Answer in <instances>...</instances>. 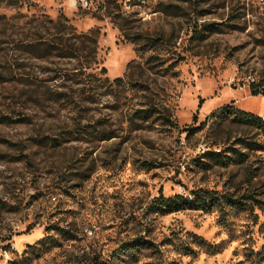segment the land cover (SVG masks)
<instances>
[{
  "label": "rangeland",
  "instance_id": "374dc122",
  "mask_svg": "<svg viewBox=\"0 0 264 264\" xmlns=\"http://www.w3.org/2000/svg\"><path fill=\"white\" fill-rule=\"evenodd\" d=\"M13 2L0 264H264V0Z\"/></svg>",
  "mask_w": 264,
  "mask_h": 264
},
{
  "label": "trees",
  "instance_id": "16d2710c",
  "mask_svg": "<svg viewBox=\"0 0 264 264\" xmlns=\"http://www.w3.org/2000/svg\"><path fill=\"white\" fill-rule=\"evenodd\" d=\"M11 3L14 4L13 0H10ZM254 88H252L251 94L256 96V95H264V87L262 86V82L259 84H256L255 82L253 83ZM261 90V92H260ZM226 109H230L229 107H226ZM238 113L240 115H242L243 117L247 118L248 121H257L259 123H261L263 120L262 118L252 114V113H247L243 110H238ZM219 155V154H218ZM181 204H188V205H192V206H202V207H206V200L204 198L203 195H198L195 198H185L182 195H177L175 197L172 198H165L163 196H160L157 199V209H161V210H166V209H170L174 206L177 205H181ZM236 204V203H234ZM42 241V240H41ZM41 241H39L38 243H40ZM102 264V263H99Z\"/></svg>",
  "mask_w": 264,
  "mask_h": 264
},
{
  "label": "crops",
  "instance_id": "0c3cea01",
  "mask_svg": "<svg viewBox=\"0 0 264 264\" xmlns=\"http://www.w3.org/2000/svg\"><path fill=\"white\" fill-rule=\"evenodd\" d=\"M264 115V114H263ZM26 241L25 240H23V239H21V240H19L18 241V243H17V248L19 249V247H22L23 246V243H25Z\"/></svg>",
  "mask_w": 264,
  "mask_h": 264
},
{
  "label": "built area",
  "instance_id": "2783aa9c",
  "mask_svg": "<svg viewBox=\"0 0 264 264\" xmlns=\"http://www.w3.org/2000/svg\"><path fill=\"white\" fill-rule=\"evenodd\" d=\"M254 81V80H253ZM13 248L15 249L16 247H15V245L13 246ZM4 257L6 258V259H10V255H9V253L8 252H5L4 253Z\"/></svg>",
  "mask_w": 264,
  "mask_h": 264
}]
</instances>
